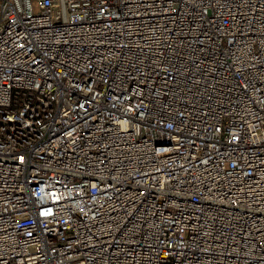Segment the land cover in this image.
I'll list each match as a JSON object with an SVG mask.
<instances>
[{
    "label": "built area",
    "instance_id": "1",
    "mask_svg": "<svg viewBox=\"0 0 264 264\" xmlns=\"http://www.w3.org/2000/svg\"><path fill=\"white\" fill-rule=\"evenodd\" d=\"M0 264H264V0H0Z\"/></svg>",
    "mask_w": 264,
    "mask_h": 264
},
{
    "label": "rangeland",
    "instance_id": "2",
    "mask_svg": "<svg viewBox=\"0 0 264 264\" xmlns=\"http://www.w3.org/2000/svg\"><path fill=\"white\" fill-rule=\"evenodd\" d=\"M34 10H35L36 12H39V11H40V9H39V7H38L37 4L34 5Z\"/></svg>",
    "mask_w": 264,
    "mask_h": 264
}]
</instances>
